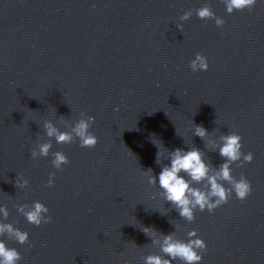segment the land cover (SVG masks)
<instances>
[{
    "label": "water",
    "instance_id": "obj_1",
    "mask_svg": "<svg viewBox=\"0 0 264 264\" xmlns=\"http://www.w3.org/2000/svg\"><path fill=\"white\" fill-rule=\"evenodd\" d=\"M205 5L223 26L199 18ZM197 53L207 71L192 70ZM89 116L93 148L73 131ZM47 122L72 142L49 137ZM197 125L208 135L197 136ZM231 133L254 154L231 166L252 191L197 208L189 222L148 175L158 177L177 148L199 149L217 175ZM43 143L49 156L33 159ZM57 151L69 160L62 170L52 164ZM191 186L210 189L207 180ZM37 201L50 223L20 212ZM0 209V223L29 233L25 244L0 236L20 252L18 264H145L164 256L166 235L188 241L193 230L207 244L200 264H264V0L233 13L224 0H0Z\"/></svg>",
    "mask_w": 264,
    "mask_h": 264
},
{
    "label": "clouds",
    "instance_id": "obj_2",
    "mask_svg": "<svg viewBox=\"0 0 264 264\" xmlns=\"http://www.w3.org/2000/svg\"><path fill=\"white\" fill-rule=\"evenodd\" d=\"M256 2L257 0H224L228 13H233L237 10L243 11L246 8L251 9ZM197 15L205 20L214 19L218 26H223L225 23L222 18L216 16L208 5L197 9ZM191 16V12H186L181 17V20L187 21ZM190 66L194 72L207 71L209 62L207 57L197 53ZM94 120L95 118L92 116H89L86 120L81 119L73 130L76 137L80 140L81 147L93 148L99 142V138L90 131ZM45 128L47 135L55 137L58 143L67 144L73 140L71 133L59 131L51 122H47ZM195 134L203 138L208 135V130L202 125H197ZM222 140L220 155L225 158V163L220 166L215 176L209 175V166L205 163L199 149L185 151L180 148L170 154V164L163 167L158 177L154 173L148 175V182L151 184H156L158 179L160 188L164 190L166 200L175 205L180 216L189 222L195 220L197 208L200 211L207 209L211 212L217 207L226 204L233 191L241 200L246 199L252 191L251 183L246 177L241 176L240 179H237L233 176L231 166L237 161H241L239 166H242L243 162H251L254 154L251 152L247 155L243 154L242 137L236 133L225 135ZM51 148V143L40 144L39 151L33 149L31 157L33 159L41 156L47 157ZM52 155L54 156L52 164L56 169L62 170V166L69 163L68 157L63 152L57 151ZM160 155L161 153L158 150L157 163L160 162ZM242 156L243 160H241ZM181 173L186 174L190 180L185 175H181ZM218 178L221 182H218ZM54 179L55 172L50 174L49 186L54 184ZM204 180H207L210 185V189L207 192L191 186L193 181L199 183ZM224 182L230 184L231 187H226ZM28 184L29 181L24 180V185ZM19 210L30 223L36 226L50 223L52 220V217L48 215V207L39 201L35 202L28 211H25L23 207ZM0 211H3L4 216L7 217V209H0ZM143 231L149 235L153 234V229L149 227H144ZM5 233H7L9 238L18 241L20 244H25L29 241L28 232L21 231L10 223H0V236L5 235ZM188 235L191 238L188 241L175 239L172 234L166 235L161 245V251L164 256L148 255L144 258L145 264H173L175 260H179L183 264H200L203 260L201 251L207 250V244L202 238H197L198 234L195 230L189 232ZM20 260V252L15 248H9L5 241L0 240V264H18Z\"/></svg>",
    "mask_w": 264,
    "mask_h": 264
}]
</instances>
